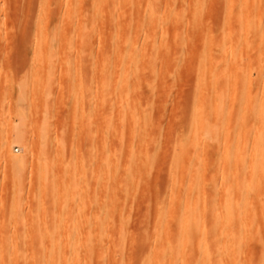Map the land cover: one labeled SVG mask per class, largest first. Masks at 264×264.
Masks as SVG:
<instances>
[{
	"label": "rangeland",
	"instance_id": "374dc122",
	"mask_svg": "<svg viewBox=\"0 0 264 264\" xmlns=\"http://www.w3.org/2000/svg\"><path fill=\"white\" fill-rule=\"evenodd\" d=\"M263 67L264 0H0V244L26 255V242L49 233L43 239L80 241L72 264H183L156 259L167 230L181 243L191 214L205 222L185 247L192 264H264V184L248 194L250 239L232 227L227 257L216 221L218 188L242 205L235 186L251 182ZM16 131L33 150L26 169L8 160L22 145L4 146ZM47 139L55 147L43 152ZM42 201L49 214L37 211Z\"/></svg>",
	"mask_w": 264,
	"mask_h": 264
},
{
	"label": "bare ground",
	"instance_id": "6f19581e",
	"mask_svg": "<svg viewBox=\"0 0 264 264\" xmlns=\"http://www.w3.org/2000/svg\"><path fill=\"white\" fill-rule=\"evenodd\" d=\"M131 1V0H130ZM99 2V1H98ZM132 5V4H131ZM244 5V4H243ZM246 9H249V6L246 4L245 5ZM127 7V6H126ZM125 7V9H126ZM248 7V8H247ZM245 8H244V11H245ZM239 10V9H238ZM248 12H250V10H247ZM245 11V13L247 12ZM241 12V11H240ZM239 12V13H240ZM131 14V13H130ZM248 14V13H247ZM245 14L248 18V16H250L249 14L247 15ZM239 15V14H238ZM241 15V14H240ZM146 16V15H145ZM236 16V15H235ZM244 16V14H243ZM119 17V16H118ZM231 18H232V14H231ZM234 18V17H233ZM237 19L236 20H239L238 17H236ZM245 18V16H244ZM252 18V17H251ZM243 18H241L240 20H242ZM250 19V17H249ZM247 20V19H246ZM244 21V20H243ZM247 22V21H244V23ZM232 23V22H231ZM237 23V22H236ZM241 23V22H240ZM243 23V22H242ZM249 24V22H247ZM246 23V24H247ZM234 24V23H233ZM239 24V22H238ZM245 24V25H246ZM128 26V25H127ZM244 24H242V28H243ZM241 28V29H242ZM101 29V28H100ZM148 29V28H147ZM244 30V29H243ZM242 30V31H243ZM245 30L247 32V25L245 27ZM239 31V30H238ZM252 31V30H250ZM245 34L248 35V32ZM144 35V34H143ZM251 35V33L249 34ZM231 37V36H230ZM143 38V37H142ZM226 40V39H225ZM125 44V43H124ZM149 45V44H148ZM159 45V44H158ZM125 46V45H124ZM146 46V45H145ZM160 47V46H159ZM229 47V46H228ZM136 48V47H135ZM140 47H138L139 49ZM133 48H131L132 50ZM163 49V48H162ZM156 51H159V49L155 50ZM235 51V50H234ZM132 52V51H131ZM141 52V50H140ZM154 52V53H155ZM162 52V50L160 51ZM138 53V52H137ZM157 53V52H156ZM229 53V52H228ZM234 53V52H233ZM148 54V53H147ZM166 54V53H165ZM152 55V54H151ZM235 55V58L237 57L236 54ZM238 55V54H237ZM132 56V55H131ZM133 56H134V53H133ZM149 56V55H148ZM157 56V55H156ZM168 56V55H167ZM231 56V55H230ZM233 56V55H232ZM147 57V56H146ZM145 57V59H146ZM130 58V57H129ZM233 58V57H232ZM233 58V60L235 59ZM238 58V57H237ZM132 60H133V57H132ZM236 60V59H235ZM238 60V59H237ZM251 60V59H250ZM229 62V61H228ZM229 64V63H228ZM252 69V68H251ZM256 69V68H255ZM214 71V70H213ZM220 72V70H219ZM215 73V72H214ZM221 73V72H220ZM220 75V74H218ZM217 75V76H218ZM228 75V74H226ZM231 75H233L231 73ZM259 75H260V78H261V86H260V91L262 92V98L261 97V94L260 97L258 95V99H260V102L261 104H258V114L256 112V116L260 118V123L262 124V130L259 134H256L257 133V127H258V130L259 125L260 123L257 122V127L254 126V128L256 127V131L255 132H251L250 134H256L253 138V140L251 139V141L248 143V149H249V152L251 154V157H250V162H251V166H252V169H251V173H250V176H251V182H250V185L248 188H244L242 187L240 184L236 185L235 186V193L239 194L241 196V200L243 201V206L242 205H239L237 203H234L232 202V199H233V195H232V192L230 189H224L221 187L218 188V194L219 196L222 198V202H223V208H222V214L220 216H216L217 218L219 219H216V221H220L219 223H221V227H223V230H224V234H225V247L223 249V253L224 255L227 257V255L229 256V251L231 250V248H234L236 245H237V238H236V233H232L231 228L232 227H235L236 228H239V234L241 235V237L245 240V241H248L253 233V230L251 231V228L248 226L249 223H250V219H251V211L254 210L256 207L255 205L252 203V201L249 199L248 197V194L249 193H254L255 189L257 188V186L259 185H263L264 184V67L261 68L260 72H259ZM221 77V76H220ZM223 77V76H222ZM231 77V76H230ZM229 78V77H228ZM213 80V79H212ZM230 80V79H229ZM220 82V81H219ZM256 82V81H255ZM259 82V81H258ZM223 83V82H222ZM104 86H109V81H105L104 83ZM103 86V87H104ZM97 87V86H96ZM95 88V87H94ZM118 89V88H117ZM121 89V88H120ZM104 90V89H103ZM224 91V90H223ZM98 92V90H97ZM236 92V91H235ZM223 93V92H222ZM257 93V92H256ZM260 93V92H259ZM102 94V93H101ZM99 95V94H98ZM120 95V94H119ZM209 95V94H208ZM129 97V95H128ZM207 97V96H206ZM227 97V96H226ZM252 97V96H251ZM255 98L257 96H254ZM252 99V98H250ZM257 99V100H258ZM122 100V99H121ZM255 101V99H253ZM262 100V101H261ZM225 101V100H224ZM204 102V101H203ZM256 102V101H255ZM258 102V101H257ZM256 102V103H257ZM259 102V103H260ZM124 103V102H123ZM205 103L207 104V101L204 102V105ZM210 104V103H209ZM120 105V104H119ZM203 105V106H204ZM254 105V104H253ZM126 106V104H125ZM210 106V105H209ZM107 107V106H106ZM110 107V106H109ZM116 107V106H115ZM123 107V105H122ZM225 107V106H224ZM203 108H206V105L203 107ZM213 108V107H212ZM253 109V108H252ZM125 110V109H124ZM132 110V109H131ZM207 110V111H206ZM254 110V109H253ZM126 111V110H125ZM197 111V110H196ZM203 113H207V115L210 113H208V109H205V112H204V109L202 110ZM256 111V110H255ZM122 113L124 114V112L122 111ZM120 114V113H119ZM125 115V114H124ZM203 115V114H200V116ZM123 116V115H122ZM208 117V116H207ZM207 117H205L204 115L201 116V118H199V122H200V128L201 129H197V125H196V129L199 131H201L199 134H206L207 131H203L204 129H206V127L204 128L205 126V122H207L206 125L209 124V121L205 120V119H208ZM256 117V118H257ZM121 118V117H120ZM126 118V117H125ZM196 118V117H195ZM198 118H196L195 120H197ZM126 120V119H125ZM129 120V119H128ZM123 122V120H122ZM198 123V121H196ZM196 123V124H197ZM210 127V125H209ZM140 128V127H138ZM195 129V132L197 131ZM139 130V129H138ZM212 130V128H211ZM197 131V133H198ZM260 131V130H259ZM247 132V131H246ZM134 133V132H133ZM145 134V133H144ZM198 134V135H199ZM245 136V135H244ZM243 136V137H244ZM246 136H247V133H246ZM209 137V136H208ZM250 137V136H248ZM245 138V137H244ZM195 139V138H193ZM199 138H197L198 140ZM60 141V140H59ZM198 142V147L200 146H204L206 144H202L200 145V140L197 141ZM196 142V143H197ZM195 143V142H194ZM207 143V142H205ZM14 144H17V145H22L23 149V152L24 154L22 156H9L8 157V160L9 162H11L12 164H14L15 166H17V168L21 169H26L25 167H27L26 165H28V163L30 162V156L32 154V148L25 142L24 140V137L23 135L20 133V131H16L15 133L11 132V134L7 137L6 139V144H4V146H13ZM240 145V144H239ZM58 146H61V144H58ZM51 147H55L54 143H51L50 142V139H47L45 144H44V147L41 148V150L43 152H47ZM4 149V147H3ZM237 149V148H236ZM240 150V148H239ZM243 150V149H242ZM6 151V150H5ZM4 151V152H5ZM237 154H235L237 156V159L239 161H243V158H242V155L240 154V152H238V150L236 151ZM249 154V153H248ZM7 155V154H6ZM32 157V156H31ZM55 165V163H54ZM54 165H52L51 163L47 164V167H44L42 169V179L44 181V179H46L47 177V174H49L51 172V169L52 167H54ZM57 166H59V164L57 163ZM28 168V167H27ZM196 180L195 178L192 177V180H191V183H194ZM193 186V185H192ZM220 186V184H219ZM264 186V185H263ZM262 186V187H263ZM64 183H62L59 187V190L56 194V198H62L64 197ZM193 190V189H192ZM191 190V191H192ZM194 192V191H193ZM97 195V194H96ZM191 196V195H190ZM199 196V194H198ZM261 196V194H260ZM200 198V197H199ZM192 199V197H191ZM86 201V200H85ZM94 201V200H93ZM92 201V202H93ZM85 203V202H84ZM41 205L39 206L38 208V212L39 213H43V214H49L48 213V207L45 203V201L42 203H40ZM83 204V203H82ZM86 204V203H85ZM88 204V202H87ZM81 206V205H80ZM188 206V205H187ZM84 207V205H83ZM190 207V205H189ZM255 207V208H254ZM192 208V207H191ZM198 208V207H196ZM80 209H83V208H80ZM85 209V207H84ZM190 209V208H189ZM248 209H251L250 212L247 213V210ZM182 211V210H181ZM195 210H193L194 212ZM197 211V210H196ZM201 211V210H200ZM196 213V212H195ZM247 213V214H246ZM197 214V213H196ZM202 214V213H201ZM200 215V214H199ZM185 216V215H184ZM94 217V215H93ZM214 217V218H216ZM95 218V217H94ZM171 219V218H170ZM168 219V220H170ZM95 220V219H94ZM183 220V219H182ZM201 215L198 216V215H187L186 218L184 219L183 223H184V226H183V229H184V233H183V238L181 239V243L179 242H176L173 238H171L170 236V229L167 230V235H168V245H167V249L164 250V252H162L161 254L157 253V261H161V259H164L166 256H171V259H179L180 262H182L183 264H192V261H193V256L192 255H189V254H186V251H185V247L187 246V244H189L191 242V240L195 239L196 238V233H197V230H199V224L200 222L202 223H205L203 221H201ZM98 221V220H96ZM174 221V220H173ZM176 222L178 221L177 219L175 220ZM95 221H93L94 223ZM171 222V221H170ZM213 222V221H212ZM216 223V222H215ZM218 223V222H217ZM218 223V224H219ZM97 225H91L89 226V228H93L94 229V226L96 227L94 230H98V228H101L100 226V221L96 223ZM90 225V224H88ZM161 227H163L161 225ZM86 229V227H85ZM93 229L91 231L88 232V238H87V242L88 243H91L93 241V235H91L93 232ZM101 230V229H100ZM99 230V231H100ZM98 232V231H97ZM100 233V232H99ZM255 234V232H254ZM82 235V234H81ZM260 235V234H259ZM49 237L50 234L49 233H45L43 234L42 238H37V239H34V240H30L28 242H26V246H28V250H27V253L26 255H21V248H20V244L18 243H14L11 244L6 241H2L1 244H0V264H20V263H23V264H33L34 262V257H35V252L38 248V246L40 247H43V251H42V255H41V263L42 264H72V260H76L79 258V255H80V251H79V245L78 241L77 242V239H72V240H67V241H64V242H61L59 240H49V239H43L45 237ZM95 236V235H94ZM224 236V235H223ZM83 237H85L83 235ZM259 237V236H258ZM254 238V237H253ZM252 238V239H253ZM260 238V239H259ZM257 238L259 240H261V236ZM86 240V239H85ZM84 243V242H83ZM166 243V242H165ZM199 243V252H203L205 253L206 251H208V245H209V241L207 238H203L201 241L198 242ZM180 244L179 246V249L176 248L177 245ZM83 245V244H82ZM234 246V247H233ZM83 247V246H82ZM93 248V246H91ZM237 247V246H236ZM188 248V247H187ZM67 249V250H66ZM189 249V248H188ZM26 250V249H25ZM89 253H91V248L89 247L88 250ZM66 255H64V253H66ZM82 252V251H81ZM185 253V254H182V253ZM86 253V251H85ZM235 254V253H234ZM82 255V254H81ZM87 255V253H86ZM231 256V255H230ZM231 258H228L227 261H228V264H234V261L230 260ZM74 260V262H76ZM226 261V262H227ZM79 262V261H78ZM178 262V260H177ZM76 264V263H74ZM148 264V263H146Z\"/></svg>",
	"mask_w": 264,
	"mask_h": 264
}]
</instances>
